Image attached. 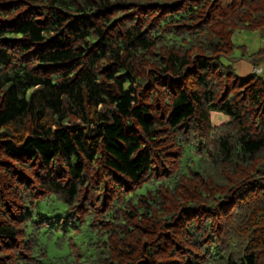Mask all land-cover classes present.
<instances>
[{
  "label": "trees",
  "instance_id": "trees-1",
  "mask_svg": "<svg viewBox=\"0 0 264 264\" xmlns=\"http://www.w3.org/2000/svg\"><path fill=\"white\" fill-rule=\"evenodd\" d=\"M242 30L264 0H0V264H264Z\"/></svg>",
  "mask_w": 264,
  "mask_h": 264
},
{
  "label": "rangeland",
  "instance_id": "rangeland-1",
  "mask_svg": "<svg viewBox=\"0 0 264 264\" xmlns=\"http://www.w3.org/2000/svg\"><path fill=\"white\" fill-rule=\"evenodd\" d=\"M233 40H234L236 45H238V46L239 45H246L248 47V49L251 51H257L261 48H264V41L261 40L258 33L254 30L239 31L236 34H234ZM234 55L235 56H241L242 55V49L236 48L234 51ZM236 68H237V65H236ZM242 76L246 77L245 74H242ZM261 76L264 77V73H262ZM216 117L219 120L222 118V116H216Z\"/></svg>",
  "mask_w": 264,
  "mask_h": 264
},
{
  "label": "crops",
  "instance_id": "crops-1",
  "mask_svg": "<svg viewBox=\"0 0 264 264\" xmlns=\"http://www.w3.org/2000/svg\"><path fill=\"white\" fill-rule=\"evenodd\" d=\"M237 70L242 75L245 74V76H249L253 74V64H251L249 61H247L244 58H241L237 63ZM263 73H264V64H262Z\"/></svg>",
  "mask_w": 264,
  "mask_h": 264
},
{
  "label": "built area",
  "instance_id": "built-area-1",
  "mask_svg": "<svg viewBox=\"0 0 264 264\" xmlns=\"http://www.w3.org/2000/svg\"><path fill=\"white\" fill-rule=\"evenodd\" d=\"M254 71H255V73H261L262 72L261 68H259V67H255Z\"/></svg>",
  "mask_w": 264,
  "mask_h": 264
}]
</instances>
